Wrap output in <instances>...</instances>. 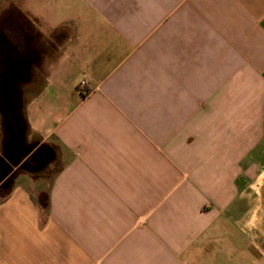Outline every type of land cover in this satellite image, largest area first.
<instances>
[{"label":"crops","instance_id":"0c3cea01","mask_svg":"<svg viewBox=\"0 0 264 264\" xmlns=\"http://www.w3.org/2000/svg\"><path fill=\"white\" fill-rule=\"evenodd\" d=\"M28 22L54 56L23 137L60 167L0 199V264H264V0H28Z\"/></svg>","mask_w":264,"mask_h":264},{"label":"rangeland","instance_id":"374dc122","mask_svg":"<svg viewBox=\"0 0 264 264\" xmlns=\"http://www.w3.org/2000/svg\"><path fill=\"white\" fill-rule=\"evenodd\" d=\"M28 50H30L32 61L28 59ZM0 51L4 54L8 53V55L18 54L20 57L16 64H12V70H16L21 80L28 77L27 80L19 83L22 105L19 106L17 97L8 90L4 100H0V109L4 111L1 112L5 114V119L0 116L2 133L0 144L5 146L6 153L15 161L21 156L20 152L23 150L21 146V115L28 100V93L35 91L40 86L43 77L46 75V59L50 60L54 56L52 52H48V44L45 42L41 29L37 30L28 22V0H0ZM6 73V88L8 89L9 86L15 85L11 76L17 78V75L16 73L12 74L9 68ZM78 80L79 77H75V81ZM29 81L31 84L28 85ZM3 119L6 121V132L3 130ZM33 142L35 141L28 140V143ZM59 167L60 163L54 160L49 165L39 166L37 175L41 176L43 183L49 184ZM20 173L16 169L14 177ZM6 194L5 189L0 190V199L4 198Z\"/></svg>","mask_w":264,"mask_h":264},{"label":"trees","instance_id":"16d2710c","mask_svg":"<svg viewBox=\"0 0 264 264\" xmlns=\"http://www.w3.org/2000/svg\"><path fill=\"white\" fill-rule=\"evenodd\" d=\"M17 91V90H15ZM20 94V90L18 89L17 91ZM87 90L83 91V94H87ZM20 96V95H19ZM18 103L19 106L22 105V100L21 97H18ZM21 122H22V132H21V136H22V148L23 150L20 152V157L17 160H12L9 156L8 153H6V148L3 145V150L0 156V168L1 170H3V160H7L9 162V164L12 167H15L16 169L19 170V172L21 173H26L28 175H31L33 177H35L37 175V173L39 172L38 168H36L35 166H33L32 161H31V156L32 154H34L35 151L40 150V149H46L48 148L47 145L45 144H38L37 142H33V143H28L26 144L25 139H24V132L26 131V121L24 119V115H21ZM3 130L6 132L5 127H6V121L3 119ZM51 152V150H50ZM53 153V152H51ZM53 155V154H52ZM51 155V157H52ZM53 160V157H52ZM4 175L3 178H0V190L5 189L6 192L8 193V191L11 189L12 184H13V179H14V172H10V168L7 170L4 169ZM36 204L44 211H47V207H48V199H47V195L46 193L40 194L38 196V199L36 200Z\"/></svg>","mask_w":264,"mask_h":264},{"label":"flooded vegetation","instance_id":"af4514ba","mask_svg":"<svg viewBox=\"0 0 264 264\" xmlns=\"http://www.w3.org/2000/svg\"><path fill=\"white\" fill-rule=\"evenodd\" d=\"M19 57L20 56H18V54H16V55H10L9 54L8 55V53L4 54L0 51V100L1 101L4 100V96H5L7 90L10 91L12 95L16 96L17 99H18V97H21V94H19L17 92L19 89V83L24 82L25 80H27L28 77H26L24 80H21V79H19V75H18V73H16V70L15 71L12 70V64H16ZM8 65H9V67H8ZM8 68L10 69V72L12 74L16 73L17 78H15L14 76H11V80L15 81V85L13 84V85L9 86V88L7 89L6 88L7 82H6L5 78L7 75L6 72H7ZM12 77H13V79H12ZM14 88L17 91H15ZM12 89H13V91H12ZM1 111H3V110L0 109V113H1L0 115L5 119V114H3L4 111L3 112H1Z\"/></svg>","mask_w":264,"mask_h":264},{"label":"built area","instance_id":"2783aa9c","mask_svg":"<svg viewBox=\"0 0 264 264\" xmlns=\"http://www.w3.org/2000/svg\"><path fill=\"white\" fill-rule=\"evenodd\" d=\"M85 87V83L83 81H81L79 84H78V89L80 90H83Z\"/></svg>","mask_w":264,"mask_h":264},{"label":"water","instance_id":"95a60500","mask_svg":"<svg viewBox=\"0 0 264 264\" xmlns=\"http://www.w3.org/2000/svg\"><path fill=\"white\" fill-rule=\"evenodd\" d=\"M36 160L39 159V154L34 156Z\"/></svg>","mask_w":264,"mask_h":264}]
</instances>
